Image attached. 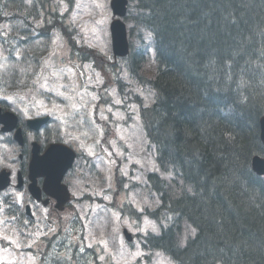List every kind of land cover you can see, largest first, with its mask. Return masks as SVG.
Instances as JSON below:
<instances>
[{"label": "rangeland", "instance_id": "rangeland-1", "mask_svg": "<svg viewBox=\"0 0 264 264\" xmlns=\"http://www.w3.org/2000/svg\"><path fill=\"white\" fill-rule=\"evenodd\" d=\"M70 1L23 0L15 5L0 0V39L4 40L0 41V103L18 115L22 125L49 116L43 138L62 141L79 153L67 178L72 200L63 213L51 214L50 209L33 205L31 220L23 208L13 214L17 216L7 214L14 205L10 201L8 206L0 205V237L14 241L0 239L5 244L0 264H174L160 251H145L141 244L148 233L157 235L154 225L159 229L157 222L143 215L159 204L146 176L157 173L167 180L172 176L159 169L134 101V96L143 106L154 101L152 90L143 83L155 71L152 36L125 21L132 28L129 41L134 49H148L140 81L130 74L126 60L112 55L110 0ZM39 3L44 8L41 14ZM133 6L130 0V15ZM54 15L58 19L52 25ZM2 17L8 20L3 22ZM40 17L51 24V37L37 35L46 26ZM15 26L30 30L34 47L29 56L36 60L10 63L3 45ZM85 48L95 51V57ZM14 53L18 57V51ZM8 158L6 150L5 167L15 171L17 166ZM131 208L142 214L140 218L128 214ZM184 227L183 243L192 234ZM123 230L131 234V243Z\"/></svg>", "mask_w": 264, "mask_h": 264}, {"label": "trees", "instance_id": "trees-1", "mask_svg": "<svg viewBox=\"0 0 264 264\" xmlns=\"http://www.w3.org/2000/svg\"><path fill=\"white\" fill-rule=\"evenodd\" d=\"M135 2L127 21L153 35L156 65L144 80L154 101L139 105L140 118L159 169L172 175L146 176L159 204L143 215L159 231L142 248L175 264H264V188L250 166L264 148V0ZM138 53L127 59L133 77L146 63ZM184 225L195 235L183 243Z\"/></svg>", "mask_w": 264, "mask_h": 264}, {"label": "water", "instance_id": "water-1", "mask_svg": "<svg viewBox=\"0 0 264 264\" xmlns=\"http://www.w3.org/2000/svg\"><path fill=\"white\" fill-rule=\"evenodd\" d=\"M127 0H112L111 1V9L114 15H117L119 17H123L126 14V6H127ZM111 34H112V43H113V53L115 56H125L128 53V44H127V39H126V30H125V25L120 21V20H114L111 24ZM10 116V118H9ZM48 118H43V119H38V120H33V121H28V125L31 127H37L47 121ZM16 117L15 115L11 113H6L1 115L0 113V122L3 121L6 123L5 125L6 130H11L15 127L16 125ZM9 122V123H8ZM259 138L260 141L262 142L264 146V116L259 119ZM17 139L19 142L22 144V139L20 136V130L18 129L17 132ZM61 149L60 147L57 146H52L49 148L48 152L46 153L45 156L46 158H34L31 163H30V175L32 174L33 176L31 177L33 184L30 185L29 189L32 193H34V182H35V177L38 173H46V177L50 180L51 183L59 182L60 180V175L59 173L61 171L55 169L56 165H50L52 162L61 165L62 163L63 168L67 167L70 165V163L73 160V153L70 151L66 150H59ZM262 165L259 163H254V157L251 160V169L252 171L256 174L259 175L260 173L257 171L260 169ZM57 170V171H56ZM65 171V170H63ZM55 174V177H54ZM59 175V177H58ZM4 176V184L1 183L0 188L6 187L8 184L7 181V174L2 173L0 175ZM58 177V178H57ZM57 185L58 186V184ZM59 187V186H58ZM62 197L64 199L67 198V196L62 193ZM29 214V212L27 211ZM124 235L126 240L129 242L132 240V237L130 234L127 233L126 230H124Z\"/></svg>", "mask_w": 264, "mask_h": 264}, {"label": "flooded vegetation", "instance_id": "flooded-vegetation-1", "mask_svg": "<svg viewBox=\"0 0 264 264\" xmlns=\"http://www.w3.org/2000/svg\"><path fill=\"white\" fill-rule=\"evenodd\" d=\"M22 133L24 136V140H25V142H27V144L29 142L39 143L40 148H41L40 151L41 152L44 151L45 142L42 138V135H40V131L39 132H33V131H29V130H24ZM6 150L9 153H11V156L8 159H11L12 163L11 162H9V163L16 165L18 172H20L21 176H23L22 185L20 187H17L16 185L14 186V188H15L14 194L12 196H9V198L12 199V201H10V202L12 204H14L17 208H20L22 206V202H23V200L20 197H22L25 201L28 199L32 204H35V205L38 204V205H41L43 208H52L54 211H57L54 209L56 201L53 200L52 198H49V200L47 199L48 194H46V191L48 189L46 187H44V183L46 180V175H45L46 173H44V172L38 173V175L36 177V186L38 189L40 188V190H41L42 200L43 201L46 199L48 200L47 206L44 207L41 202L38 203L31 198L29 190H28L29 181H27V172H28L27 169H28V161L30 158V151H29L30 149H28L26 145L23 146L22 148H20L14 140L13 132L5 133L2 131V127L0 126V169L4 168L5 162L7 161V159H4V156L6 158ZM12 150H18V152L16 154V158L14 157L15 153ZM68 175L69 174L65 173L63 175L64 178L62 177L64 184L66 182H68V179H67ZM14 180H15V184H17L16 176H15ZM65 185H67V184H65ZM48 192H50V191H48ZM21 194H24V195H21ZM49 194H53V193L50 192ZM19 198H20V201H19ZM3 200H4V197L0 193V205H2Z\"/></svg>", "mask_w": 264, "mask_h": 264}, {"label": "snow or ice", "instance_id": "snow-or-ice-1", "mask_svg": "<svg viewBox=\"0 0 264 264\" xmlns=\"http://www.w3.org/2000/svg\"><path fill=\"white\" fill-rule=\"evenodd\" d=\"M149 38H151V33H149ZM42 87H46V85H41ZM58 95L63 96L64 94L61 92H57ZM116 103H120V101H116ZM146 106V105H145ZM73 108H75V105H72ZM73 139H75V137H73ZM264 148L260 149V153L254 154V163H259L260 165H262V167L260 169H258L257 171L260 173L259 175L256 176V182L262 187L264 188ZM188 191H191V189L189 188ZM163 226H167V225H163ZM154 232H158L159 229L154 225L153 229ZM192 234L195 235V229H192ZM0 239H3L5 241H7L9 244L14 243V241H11L8 239V237L3 236L0 237Z\"/></svg>", "mask_w": 264, "mask_h": 264}, {"label": "bare ground", "instance_id": "bare-ground-1", "mask_svg": "<svg viewBox=\"0 0 264 264\" xmlns=\"http://www.w3.org/2000/svg\"><path fill=\"white\" fill-rule=\"evenodd\" d=\"M226 170V169H225ZM172 178V177H171Z\"/></svg>", "mask_w": 264, "mask_h": 264}]
</instances>
